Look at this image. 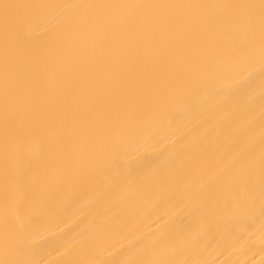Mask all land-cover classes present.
<instances>
[{"label":"bare ground","instance_id":"bare-ground-1","mask_svg":"<svg viewBox=\"0 0 264 264\" xmlns=\"http://www.w3.org/2000/svg\"><path fill=\"white\" fill-rule=\"evenodd\" d=\"M0 264H264V0H0Z\"/></svg>","mask_w":264,"mask_h":264}]
</instances>
